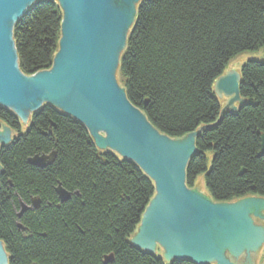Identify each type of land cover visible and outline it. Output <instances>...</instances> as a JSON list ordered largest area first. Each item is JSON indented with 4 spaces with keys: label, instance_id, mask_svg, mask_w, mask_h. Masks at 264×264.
<instances>
[{
    "label": "trees",
    "instance_id": "obj_1",
    "mask_svg": "<svg viewBox=\"0 0 264 264\" xmlns=\"http://www.w3.org/2000/svg\"><path fill=\"white\" fill-rule=\"evenodd\" d=\"M61 21L57 0H41L14 25L23 75L50 68ZM260 49L264 0H141L119 61L128 100L154 128L171 139L200 130L185 184L194 188L203 174L214 202L264 198V61L240 66L244 103L212 126L222 107L214 80L238 54ZM0 123L15 133L0 147V242L8 264H197L168 263L130 242L154 183L132 160L98 148L81 122L44 103L24 132L2 105ZM52 151L53 162L43 168L28 162ZM58 183L70 193L64 202ZM32 197L38 208L31 207ZM21 202L29 208L18 217Z\"/></svg>",
    "mask_w": 264,
    "mask_h": 264
},
{
    "label": "water",
    "instance_id": "obj_2",
    "mask_svg": "<svg viewBox=\"0 0 264 264\" xmlns=\"http://www.w3.org/2000/svg\"><path fill=\"white\" fill-rule=\"evenodd\" d=\"M40 1L0 0V105L18 116L20 131L25 130L32 113L51 103L81 122L98 148L113 151L141 168L155 191L131 236L135 247L152 253L159 246L160 258L168 263L264 264V208L255 215L246 207L249 201L264 204V198L214 202L204 192L189 189L185 169L196 152L195 137L200 130L179 139L160 133L116 80L140 0H57L62 11L58 50L49 69L25 76L18 67L12 29ZM239 82L240 73L233 69L214 80L212 90L225 103L212 126L224 112L234 113L244 103ZM14 135L0 123V147ZM259 155H264V133ZM55 156L52 151L34 155L28 162L43 168ZM55 192L60 202L70 198L59 183ZM39 205L40 200L32 197L31 207ZM20 206L18 217L29 208L22 202ZM255 249L252 262L240 257L236 263L225 255V251L237 256ZM112 259L111 254L105 256L104 263ZM0 264H8L1 242Z\"/></svg>",
    "mask_w": 264,
    "mask_h": 264
},
{
    "label": "rangeland",
    "instance_id": "obj_3",
    "mask_svg": "<svg viewBox=\"0 0 264 264\" xmlns=\"http://www.w3.org/2000/svg\"><path fill=\"white\" fill-rule=\"evenodd\" d=\"M247 60L264 61V51L262 49H260V50H257V51H248V52H244V53L238 54L234 59H232L229 62V64L227 65V68L239 71L240 70V66L244 62H246ZM116 80L119 83V85H121V78H120V74H119L118 70L116 71ZM221 102H222V104H224L225 103V99H222ZM29 123H30V121H29ZM29 123H28V125H29ZM28 125L26 126V128L28 127ZM26 128H25V130H26ZM210 159H211V154L208 153L207 154V165H208V167L210 165ZM194 188L196 190H198L199 192H204L209 197L208 191H207V188H206V185H205L204 175L203 174L198 175V177L196 178L195 187ZM135 231H136V229H135ZM134 232H133V234H134ZM130 239H131V237H130ZM152 253H154L156 256L160 257V255H161L160 247L159 246H155ZM262 253H263V257H264V245H263Z\"/></svg>",
    "mask_w": 264,
    "mask_h": 264
},
{
    "label": "flooded vegetation",
    "instance_id": "obj_4",
    "mask_svg": "<svg viewBox=\"0 0 264 264\" xmlns=\"http://www.w3.org/2000/svg\"><path fill=\"white\" fill-rule=\"evenodd\" d=\"M246 207L249 209V213L255 214V215H259V214H261L262 209L264 208V204H261V203H258V202L253 203L252 201H249V202L246 203ZM255 251H256V249L255 250L242 251L237 256H232V255L229 254L228 251H225V255L230 260H232L233 262H236V263H238V259L240 257H246L247 260L251 259V262H252L254 260L255 256H256ZM242 264H244V263H242Z\"/></svg>",
    "mask_w": 264,
    "mask_h": 264
},
{
    "label": "bare ground",
    "instance_id": "obj_5",
    "mask_svg": "<svg viewBox=\"0 0 264 264\" xmlns=\"http://www.w3.org/2000/svg\"><path fill=\"white\" fill-rule=\"evenodd\" d=\"M223 99H225V98H223ZM221 101H222V99H220ZM223 105V104H222Z\"/></svg>",
    "mask_w": 264,
    "mask_h": 264
}]
</instances>
